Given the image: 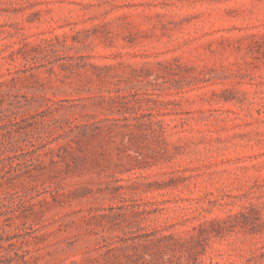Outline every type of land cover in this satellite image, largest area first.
Segmentation results:
<instances>
[{"label":"rangeland","instance_id":"obj_1","mask_svg":"<svg viewBox=\"0 0 264 264\" xmlns=\"http://www.w3.org/2000/svg\"><path fill=\"white\" fill-rule=\"evenodd\" d=\"M0 264H264V0H0Z\"/></svg>","mask_w":264,"mask_h":264}]
</instances>
